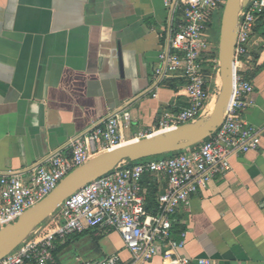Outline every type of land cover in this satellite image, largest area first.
Masks as SVG:
<instances>
[{"label": "crops", "instance_id": "0c3cea01", "mask_svg": "<svg viewBox=\"0 0 264 264\" xmlns=\"http://www.w3.org/2000/svg\"><path fill=\"white\" fill-rule=\"evenodd\" d=\"M169 1L0 0V176L25 177L55 154L69 157L73 139L115 113L130 114L127 143L186 106L180 74L166 69L182 19ZM236 71L253 86L241 118L258 130L259 146L231 157L230 169L178 209L173 225L186 233L183 256L264 264V16ZM114 255L131 259L120 235L101 229L56 241L52 252L54 264Z\"/></svg>", "mask_w": 264, "mask_h": 264}, {"label": "built area", "instance_id": "2783aa9c", "mask_svg": "<svg viewBox=\"0 0 264 264\" xmlns=\"http://www.w3.org/2000/svg\"><path fill=\"white\" fill-rule=\"evenodd\" d=\"M170 2L165 0L166 5ZM224 3L225 0H175L182 19L170 38L172 53L166 59V69L180 74L186 106L175 113H163L150 130L138 134L135 140L175 129L205 115L210 100L205 68L209 63L218 67L217 46L207 39L206 33ZM263 16L264 0H250L239 14L233 91L224 121L211 137L170 157L149 158L132 166L123 162L64 200L49 217L48 225L36 228L0 264H54L56 241L93 229L120 235L131 254L126 264H147L156 258L160 264H211L206 259L181 255L186 233L181 232L180 239L173 240L171 229L177 210L187 207L194 194L227 172L231 157L259 146L258 130L241 118V113L251 106L253 86L236 71V66L242 63L252 31ZM130 124L128 112L115 113L89 133L73 139L69 157L55 154L25 177L11 172L0 176V229L14 223L25 210L47 196L71 170L125 144L123 130ZM146 179L165 185L157 194L155 213L146 208ZM96 264L123 263L114 255Z\"/></svg>", "mask_w": 264, "mask_h": 264}, {"label": "water", "instance_id": "95a60500", "mask_svg": "<svg viewBox=\"0 0 264 264\" xmlns=\"http://www.w3.org/2000/svg\"><path fill=\"white\" fill-rule=\"evenodd\" d=\"M250 0H225L219 21L217 42L220 88L208 115L175 129L127 142L98 154L71 170L42 200L25 210L18 219L0 229V263L43 224L64 200L85 185L111 173L123 162L136 163L149 158L178 153L211 137L220 128L228 109L234 79V49L239 14Z\"/></svg>", "mask_w": 264, "mask_h": 264}, {"label": "rangeland", "instance_id": "374dc122", "mask_svg": "<svg viewBox=\"0 0 264 264\" xmlns=\"http://www.w3.org/2000/svg\"><path fill=\"white\" fill-rule=\"evenodd\" d=\"M221 13H222V10L221 11L219 10L216 13V15L214 16V18L212 19L211 26H210V28L208 30V33H206L207 39H209L208 37H210V38L213 37L214 39L218 40L219 27H218V25H215V22H217L216 24H218V21H219V18L221 16ZM212 24H214L215 27H213ZM205 73H206L207 86H208L209 95H210V100H209V103H210V101L212 99L216 98V95H217V93L219 91V88H220V82H219V77H218V67L216 66L215 63H209V64H207V66L205 68ZM208 112H209V109L206 110L204 116L208 115L209 114ZM49 221L50 220L48 218L39 227H41V228L46 227L48 225Z\"/></svg>", "mask_w": 264, "mask_h": 264}, {"label": "trees", "instance_id": "16d2710c", "mask_svg": "<svg viewBox=\"0 0 264 264\" xmlns=\"http://www.w3.org/2000/svg\"><path fill=\"white\" fill-rule=\"evenodd\" d=\"M216 20V19H215ZM214 20V21H215ZM220 21V18H219ZM219 21L218 24H216L217 22H215V25H218L219 27ZM214 25V24H213ZM214 25V27H215ZM177 153H173V154H167L161 157H170L173 155H176ZM143 161V160H142ZM137 163V162H136ZM126 164L128 166H132L135 163H131L126 161ZM144 186L146 188V208L149 212L155 213L156 212V198H157V194L160 191V186L159 183H157L154 180H145ZM181 227L179 225H173L172 229H171V236L173 239H177L178 234L181 232Z\"/></svg>", "mask_w": 264, "mask_h": 264}, {"label": "bare ground", "instance_id": "6f19581e", "mask_svg": "<svg viewBox=\"0 0 264 264\" xmlns=\"http://www.w3.org/2000/svg\"><path fill=\"white\" fill-rule=\"evenodd\" d=\"M214 102H215V99H212L211 101H210V103L208 104V106H207V109H209V112H211V110H212V108H213V106H214ZM206 109V110H207ZM208 112V113H209Z\"/></svg>", "mask_w": 264, "mask_h": 264}]
</instances>
